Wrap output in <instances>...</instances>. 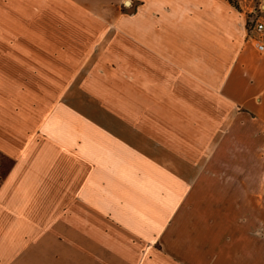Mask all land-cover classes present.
<instances>
[{"label":"crops","instance_id":"0c3cea01","mask_svg":"<svg viewBox=\"0 0 264 264\" xmlns=\"http://www.w3.org/2000/svg\"><path fill=\"white\" fill-rule=\"evenodd\" d=\"M80 5L0 0V135L24 138L2 148L13 163L0 218L3 207L12 225L0 221V233H25L16 263L264 264V176L248 158L264 150V55L243 49L230 3L205 0L179 28L145 24L141 12L135 29L121 8L117 22L104 12L118 26L108 39L119 41L120 70L111 69L131 78L109 101L119 110L102 111L64 92V11ZM223 55L246 70L244 122L231 111L235 91L216 78Z\"/></svg>","mask_w":264,"mask_h":264},{"label":"rangeland","instance_id":"374dc122","mask_svg":"<svg viewBox=\"0 0 264 264\" xmlns=\"http://www.w3.org/2000/svg\"><path fill=\"white\" fill-rule=\"evenodd\" d=\"M82 1L83 5H80V8H65L64 11V23L62 25V31L64 33V92L69 88L78 89L80 90V95L82 94L88 98H92L93 101L96 102V104H94L96 110L102 111L106 110V108H110L109 106L115 110H119V100L117 103H109V101L111 97L113 99L118 96V86L124 84V81L130 80L128 78H131L129 73L120 71H115L113 73L111 69L120 70V57L118 53H111L112 50L116 51L114 43H116L118 47L120 46L118 43L119 41L108 39L110 35L108 32H117L118 26L116 24H105L103 21L105 17L104 12L115 22H117L115 19L116 16H120L121 14L122 16L134 17V20H130V22L128 21L126 24H129V26L135 29L137 27L141 29V20H138L140 17L138 14H141V12H143V15L145 14L146 18L143 19L145 24L147 21L152 20H150V18H153L155 22L160 21L161 25L169 20L179 28L180 25L178 24L182 21L184 16H188L186 18L188 20L191 14L194 16L200 15L199 10L203 8L202 6L205 0H198L197 5L188 2L190 5H187V7L184 6L186 2H178V5L173 4L176 1L174 0L172 3H168L169 7L167 6V9H165L164 6L148 7L145 5L146 3L140 0H90L91 2H96V4L91 3L92 6L88 4L89 0ZM158 1L159 0L153 1V3L160 5ZM235 3L236 7H233L231 4L227 6L229 13H235L236 21H238L237 29L240 33L243 49L245 47L248 48L249 51L252 50V52L250 51V56L252 55V58L259 59V55L252 48V42L249 40L248 35L255 20L264 21V10L259 8L260 5L263 7L264 0H235ZM119 8H121V14L118 13ZM47 10L51 11V8L48 7ZM114 26L117 29H114ZM192 26L194 25L192 24ZM194 58L199 59L200 57L196 56L193 57V59ZM202 59H205L208 64L216 63L215 57L212 55L202 57ZM221 59L222 61H220L224 65L223 76L217 75L216 78L218 81L224 80L223 93H225V95H231L232 91H235L234 95L236 96L237 103L232 104L231 111L232 114L239 117L242 122L243 117H248L246 115L248 110L245 104L241 102L246 96L247 91V88L245 89L243 87V84L246 83L244 81L247 80V78H245L246 70L240 68L238 65L231 66V61L226 55H223ZM126 60L128 63L135 62L134 58L128 56ZM220 61H218V63H220ZM214 75L215 73H208V81L211 80V76ZM237 82H239V84ZM129 83L131 82L129 81ZM88 92L89 95H95V97L89 96ZM144 109V111H150L151 104L145 103ZM248 114L251 113L248 112ZM231 137V135L223 134L221 142L224 144L230 143L232 141L230 140ZM12 139L13 137L11 135H0V187L7 177L13 163L12 159L3 152L2 148H7ZM23 139L22 136H16L13 140L18 144L22 142ZM226 158L228 157L225 154V159ZM248 158L256 162V175L264 176V150L255 153V158L253 154ZM5 207L10 208L8 200L6 201ZM1 210L8 215L7 209L4 210L2 207ZM7 215H3L0 218L5 228H8L10 223L12 225V222L9 221L10 216L8 215V217ZM21 222L23 223L22 219ZM24 234L25 233L8 232L7 230L0 233V264H17V259L19 257L22 258L24 251ZM14 244L19 247H12ZM9 245H11V247Z\"/></svg>","mask_w":264,"mask_h":264},{"label":"built area","instance_id":"2783aa9c","mask_svg":"<svg viewBox=\"0 0 264 264\" xmlns=\"http://www.w3.org/2000/svg\"><path fill=\"white\" fill-rule=\"evenodd\" d=\"M259 8H262V10H264V3L263 7H261L260 5ZM248 38L252 42V46L256 53L264 55V21L255 20L253 22Z\"/></svg>","mask_w":264,"mask_h":264},{"label":"trees","instance_id":"16d2710c","mask_svg":"<svg viewBox=\"0 0 264 264\" xmlns=\"http://www.w3.org/2000/svg\"><path fill=\"white\" fill-rule=\"evenodd\" d=\"M228 1L233 7H236L235 0H226Z\"/></svg>","mask_w":264,"mask_h":264}]
</instances>
